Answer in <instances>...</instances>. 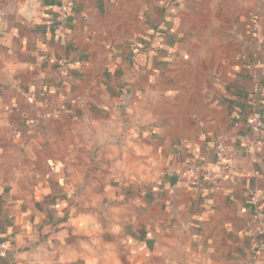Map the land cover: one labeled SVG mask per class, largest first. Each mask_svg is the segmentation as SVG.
I'll use <instances>...</instances> for the list:
<instances>
[{"label": "crops", "instance_id": "0c3cea01", "mask_svg": "<svg viewBox=\"0 0 264 264\" xmlns=\"http://www.w3.org/2000/svg\"><path fill=\"white\" fill-rule=\"evenodd\" d=\"M67 1L0 0V264H264V0Z\"/></svg>", "mask_w": 264, "mask_h": 264}, {"label": "built area", "instance_id": "2783aa9c", "mask_svg": "<svg viewBox=\"0 0 264 264\" xmlns=\"http://www.w3.org/2000/svg\"><path fill=\"white\" fill-rule=\"evenodd\" d=\"M74 9V2L72 0L67 1L59 7V17L65 23L70 18V13ZM249 128L256 132L257 140H246L248 144L249 154H253L260 141L264 140V111L258 117L253 116L249 121ZM231 155L230 150L226 144L224 138L217 140L215 150V166L216 170L222 173V166L227 157ZM222 178V176H220ZM250 215V231L253 237V242L261 253H264V218L263 212L260 209V203L258 201L253 202L249 208Z\"/></svg>", "mask_w": 264, "mask_h": 264}, {"label": "rangeland", "instance_id": "374dc122", "mask_svg": "<svg viewBox=\"0 0 264 264\" xmlns=\"http://www.w3.org/2000/svg\"><path fill=\"white\" fill-rule=\"evenodd\" d=\"M11 69H7V72H3L0 74V81L2 82V84L8 88H11L10 86L12 84H15V81L17 82V78L19 77H15L16 76V72H12L10 71ZM13 75H14V80H13ZM19 81V80H18ZM3 85L0 84L1 87H4ZM21 86V84H20ZM23 87H21L19 90L18 88H15V92H14V98L18 97V96H23V92L21 91ZM12 100V98L10 99V101ZM6 102V101H4ZM1 111V109H0ZM0 130L1 131H5V129L3 128L2 124L0 123Z\"/></svg>", "mask_w": 264, "mask_h": 264}, {"label": "trees", "instance_id": "16d2710c", "mask_svg": "<svg viewBox=\"0 0 264 264\" xmlns=\"http://www.w3.org/2000/svg\"><path fill=\"white\" fill-rule=\"evenodd\" d=\"M0 88H2V87L0 86ZM3 92H4V91H0V95L3 94ZM14 92H15V91H14ZM14 92H8V93H9L10 95H13V96H14Z\"/></svg>", "mask_w": 264, "mask_h": 264}]
</instances>
